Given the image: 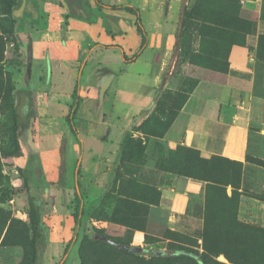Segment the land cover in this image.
<instances>
[{
  "label": "rangeland",
  "instance_id": "obj_1",
  "mask_svg": "<svg viewBox=\"0 0 264 264\" xmlns=\"http://www.w3.org/2000/svg\"><path fill=\"white\" fill-rule=\"evenodd\" d=\"M33 1L35 20L16 12L20 0L13 8L15 42L0 28V264L30 262V198L40 215L41 264H198L173 254L178 248L197 252L203 264H264V130L252 128V149L243 160L214 166L198 161L207 155L165 137L200 82L224 80L232 45L254 51L257 79L264 83V0H186L183 24L182 0H100L139 9L147 45L129 63L122 53L137 44L134 15L98 12L93 0H80L83 19L67 0ZM96 70L99 76L114 71L98 116ZM8 82L13 108L3 98ZM76 82L72 132L65 116ZM13 113L18 156L10 155ZM76 167L83 201L77 227ZM186 178L204 186L175 211L173 195ZM155 249L163 254L153 255Z\"/></svg>",
  "mask_w": 264,
  "mask_h": 264
},
{
  "label": "crops",
  "instance_id": "obj_2",
  "mask_svg": "<svg viewBox=\"0 0 264 264\" xmlns=\"http://www.w3.org/2000/svg\"><path fill=\"white\" fill-rule=\"evenodd\" d=\"M73 38V42L79 39ZM89 41L91 45L96 42ZM227 62L225 81L200 82L180 107L165 137L201 155H226L243 160L252 149V128L264 130V83L257 79L255 54L251 49L232 45ZM162 69L159 66L157 78H161ZM203 186L204 181L186 178L181 191L173 195L172 208L184 210L194 192Z\"/></svg>",
  "mask_w": 264,
  "mask_h": 264
},
{
  "label": "trees",
  "instance_id": "obj_3",
  "mask_svg": "<svg viewBox=\"0 0 264 264\" xmlns=\"http://www.w3.org/2000/svg\"><path fill=\"white\" fill-rule=\"evenodd\" d=\"M16 2H17V0H6L5 1L6 16L4 18V22L1 23V26H0L1 32L3 34H5L6 37L12 42L16 41V34L14 32L16 21H15V18L13 16V13H12ZM107 8L123 10L126 13L134 15V26H135V29L137 32V44H136V47L134 48L132 53H130V54H126L125 52L122 53L123 63L133 62L134 60H136L140 56V54L142 53V51L144 50V48L147 45V33H146V31L143 27V24L141 22V18L139 15V9L136 7H133L129 4L111 5V6H107ZM186 17H187V12H186V10H184L183 13L181 14V19H180V22L182 24H183ZM111 46L119 47L118 45H111ZM228 53H229V51H228ZM227 66H228V62H227ZM226 75H225L223 81L214 80V82L223 83L226 79ZM8 84H9V87L7 88L6 94L4 95L3 98H4L5 103L9 107L13 108V106H14L13 95H12L13 87L10 85V82H8ZM78 93H79V86H78V83L76 82L74 85V88H73L72 103L69 107L67 115L65 116L68 127L72 132L77 131V128H75L74 117H75V114H76L78 107H79V94ZM13 115H14L13 149H12L10 155L18 156V155H20L18 152L19 143H20V141L18 139V131H19L18 120H17L18 116L16 113H13ZM195 151H197V150H195ZM197 159L199 162L208 163L210 166H214V165L218 164V162H220L222 159H227L231 162L235 161L226 155H223V156L210 155L207 157H200L199 156ZM78 175H79V170L77 168V169H75V177H74V191H75L74 192V197H75L74 223H75L76 227L79 226V223H80V217L82 214V204H83L82 195L80 193V181H79ZM198 178L202 179V180H206V181L211 182V183H215V181L212 180L213 176L201 175ZM29 217H30V262H29V264H41L42 259L44 257V253H45L44 247L41 245V238H42L41 221H40L39 210L36 206V203L34 202V199H32V198L29 199ZM72 241H73V238H72V240H69V242L65 246V248L63 250L62 258L60 260L61 262L64 261L66 255L69 251V248H70ZM152 253H153V255L155 254L153 252V250H152ZM172 253L173 254L189 255L198 264H203V260H202L201 255H199L197 252H195L193 250H189V249H185V248H178L176 250H173Z\"/></svg>",
  "mask_w": 264,
  "mask_h": 264
},
{
  "label": "flooded vegetation",
  "instance_id": "obj_4",
  "mask_svg": "<svg viewBox=\"0 0 264 264\" xmlns=\"http://www.w3.org/2000/svg\"><path fill=\"white\" fill-rule=\"evenodd\" d=\"M67 1L70 4V6H72V9L73 10H80V12L82 11L80 9V7L77 6V3L80 2V0H67ZM93 2L96 4V7H97L98 12H100L103 9H108V10H111V11H123V10H119V9H109V8H107V6L119 5V4H122V3L108 4V3L100 2V0H93ZM20 6H22L21 9H19V10L17 9L16 12L17 13L20 12L19 14H22V17L25 15L26 17L30 18L31 20H35L36 18L39 17V8H38L37 4L33 0H26L24 4H23V0H20ZM82 14H83L82 15L83 16L82 18L85 19L86 18V14L83 11H82ZM29 38H31V37L29 36L28 39ZM27 42H28V40H27ZM113 45H118V44H113ZM102 46H105V45H102ZM109 46H111V45H109ZM27 47H28V44H27ZM31 52H32V39H31ZM27 67H29V69H30L31 68V63H29ZM26 70H27V68H26ZM79 71L80 70L78 69V72ZM107 74H113L114 75V71H111V72H108V73H105V74H101V76H99L100 74H99L98 70H96V72L93 74V78L96 80V90H98L97 83L99 82V80L101 78L105 77V75H107ZM99 109L98 108H94V114H95V116H98ZM102 118L105 119V117L103 116V114L101 116V119Z\"/></svg>",
  "mask_w": 264,
  "mask_h": 264
},
{
  "label": "water",
  "instance_id": "obj_5",
  "mask_svg": "<svg viewBox=\"0 0 264 264\" xmlns=\"http://www.w3.org/2000/svg\"><path fill=\"white\" fill-rule=\"evenodd\" d=\"M185 5H186V0H182L181 2V8H180V13L183 12L184 8H185ZM27 52L30 53L31 52V38L28 39V47H27ZM27 75L30 74V69L29 67H27ZM113 78V74H107L105 75V77L101 78L99 80V82L97 83V86H98V90H97V97H96V104L95 106H93L94 108H100L102 102H103V98H104V94H105V91L107 90L108 86L110 85V82ZM103 121V120H101ZM107 127L105 126V133H107ZM97 238L99 239H103L105 240L106 242H108L109 244L113 245V246H120L119 243L115 242L114 240H111L109 238H105L103 236H98ZM122 247L124 249H129L131 251H134V252H139L141 251V248L140 247H135V246H127V245H122ZM153 252L156 254V255H161L163 254V250H153Z\"/></svg>",
  "mask_w": 264,
  "mask_h": 264
}]
</instances>
